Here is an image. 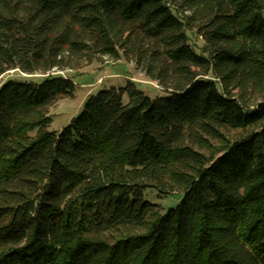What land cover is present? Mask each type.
I'll return each mask as SVG.
<instances>
[{
    "label": "trees",
    "instance_id": "obj_1",
    "mask_svg": "<svg viewBox=\"0 0 264 264\" xmlns=\"http://www.w3.org/2000/svg\"><path fill=\"white\" fill-rule=\"evenodd\" d=\"M105 57L162 95L51 130L76 89L52 72ZM10 71L41 76L0 83V264H264V0H0Z\"/></svg>",
    "mask_w": 264,
    "mask_h": 264
},
{
    "label": "rangeland",
    "instance_id": "obj_2",
    "mask_svg": "<svg viewBox=\"0 0 264 264\" xmlns=\"http://www.w3.org/2000/svg\"><path fill=\"white\" fill-rule=\"evenodd\" d=\"M189 41L200 52L203 41L193 33H188ZM52 74L68 76L75 82V93L73 98H63L57 105L51 108L50 113L54 118L50 129L58 131L68 124L81 110L85 99L93 92L109 88L111 86H124L127 81L135 82L138 88L152 98L162 95V88L156 82L148 80L139 71L135 63L127 57L114 61L108 57L93 60L91 62L82 61L75 71L52 72ZM40 74L34 76L23 74L19 71H10L0 78V83L14 79H35ZM148 197L160 204L165 210L167 207L176 206L180 202L178 195H168L159 198L154 191L148 193Z\"/></svg>",
    "mask_w": 264,
    "mask_h": 264
}]
</instances>
